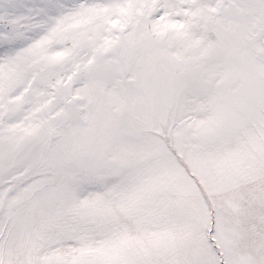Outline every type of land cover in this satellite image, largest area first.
Instances as JSON below:
<instances>
[{"label": "snow or ice", "instance_id": "obj_1", "mask_svg": "<svg viewBox=\"0 0 264 264\" xmlns=\"http://www.w3.org/2000/svg\"><path fill=\"white\" fill-rule=\"evenodd\" d=\"M0 264H264V0H0Z\"/></svg>", "mask_w": 264, "mask_h": 264}]
</instances>
